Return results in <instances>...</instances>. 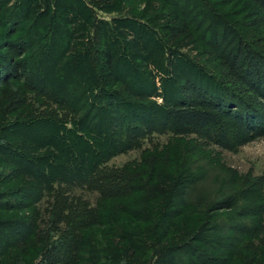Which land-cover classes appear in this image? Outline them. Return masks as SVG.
Returning <instances> with one entry per match:
<instances>
[{"label": "trees", "instance_id": "1", "mask_svg": "<svg viewBox=\"0 0 264 264\" xmlns=\"http://www.w3.org/2000/svg\"><path fill=\"white\" fill-rule=\"evenodd\" d=\"M248 1L264 26V0ZM179 2L0 0V132L20 131L17 149H8L15 138H4L0 153L20 169L14 174L22 175L17 187L7 190L2 178L12 171L3 170L0 202L13 210L8 198L13 192L26 213L0 225V264H264V226L247 220L264 215V195L229 193L211 202L201 219L186 218L185 226L177 227L186 208L184 192L176 189L189 183L184 171L174 176L161 167L160 180L144 189L148 178L139 165H107L154 132L197 134L230 151L264 134V40L245 39L211 16L209 46L225 74L177 58L165 40L190 43L194 34ZM49 17L67 25L62 31L54 23L62 41L57 52L40 45L48 46L52 31L46 36L36 29L32 39L19 35L22 23ZM129 64L146 89L142 93L122 74ZM51 70L59 74L54 88ZM170 70L174 78L154 75ZM91 136L107 146L97 147ZM31 144L44 147L42 153L30 156ZM139 190L164 201L157 218L150 208L158 205H132ZM80 191L96 193L94 205ZM43 202L44 214L35 206L29 210ZM221 211L232 212L235 220L220 222ZM210 225L226 236L202 234Z\"/></svg>", "mask_w": 264, "mask_h": 264}, {"label": "rangeland", "instance_id": "2", "mask_svg": "<svg viewBox=\"0 0 264 264\" xmlns=\"http://www.w3.org/2000/svg\"><path fill=\"white\" fill-rule=\"evenodd\" d=\"M163 2L164 1H159L158 4L162 6ZM193 3L198 4V9L196 6H192ZM177 6L179 10L184 12L189 25L194 26L193 41L190 43L170 45L169 41L165 40V44L172 48H176V51L172 52V55L174 54L177 58H180L179 56L183 58L186 56L191 59L194 64L201 66L209 72L225 74L218 56L214 49L209 46L212 35L211 31L214 26L211 16H219L222 21L231 24L233 26L232 28H234V30L245 39H255L257 41L264 40V26L258 25L256 22L257 15L255 6L248 0H180V2L177 3ZM194 7L196 8L193 10ZM167 8L168 6H166L165 9ZM100 15L104 16V14ZM54 23L59 24L62 31L67 28V25L64 22L58 21V18L49 17L41 21H36L32 25L22 23V30L19 35L23 38L32 39L36 29H42V31L45 30L46 36L49 35V31H52L53 39L48 43V46L46 41H43L40 45L51 48L53 49L52 51L57 52L61 49L62 41L60 36L58 37L53 30V27L55 26ZM39 38L38 40L41 41ZM149 38H151L150 34ZM38 40L35 43L36 47L38 46ZM33 49L34 47L32 50ZM166 54L169 55V51H166ZM82 63V67L84 68V61H82ZM131 68L132 64H129L126 67H121L122 74L127 80L133 82V84L136 82V91L142 93L146 89H144V86H139L140 84L138 83L137 76H135V74L133 75ZM50 74L53 78L51 86L54 88L58 80L57 75L59 74L54 72V70H51ZM154 75L156 77L158 75L164 78L170 76L171 78H174V74L171 70L157 72L154 73ZM54 81L56 82L54 83ZM169 83L172 85L173 81H169ZM150 99L156 100L158 103L162 102V98L158 96H151ZM137 100H143V97L140 96ZM52 110L61 112L64 109L59 107L57 109V107L53 106ZM227 120L232 123L231 119L227 118ZM39 128L43 131H47L46 129H48L47 127ZM117 135L122 138L126 136L120 133ZM40 136L44 135L40 133ZM145 136V138L139 140L136 148L115 155L107 162V165L109 167L117 168L139 165L138 168H140V172H142L141 175L146 176L144 178H148L144 181L145 183L147 182L144 189L149 188L156 181L160 180L158 177V170L161 167H164L171 174H174V176L178 174L180 169L184 171L185 177H188L189 183L180 184L182 186L177 185L176 189L179 190L180 193L184 192L185 195L182 196V201H186V208H183L184 215L181 219H177V227H184L186 224L184 220H186V218L201 219L206 207L211 202L229 193L244 192L245 196H247L245 198H255L264 195V134L249 143L238 147L235 151L222 149L209 143L197 134L174 135L170 132L164 131L150 133ZM19 137V130L7 128L4 132L3 129H1L0 142L2 139L4 140V138L6 141V138H15L14 140H8L13 142L15 144L14 146L7 144L10 146L8 149H11L12 152H14V148L17 149L16 144L19 145L20 143ZM91 137L97 147H100L101 145L107 146L108 144L107 141L100 142L96 137ZM30 146L32 147L31 150H28L30 156L42 153V148H44L36 147L34 144H31ZM16 167L17 166L12 164L8 157H5L4 154L0 153V177H2L5 168L12 171V173L9 172L7 176L2 178V181L5 183L4 188H7V190L17 187L16 185L20 183V179L22 178L20 173H17V175L14 174L15 172L13 170L20 172V169L18 170ZM150 173L152 174L148 177ZM182 187H185V189ZM80 192L85 198H87L90 204L94 205L97 197L96 193L87 191ZM249 192L252 193L249 194ZM8 198L9 203L14 206V209L8 211L2 207L0 202V225H3L4 227L7 225L6 223L20 221V219L26 215L24 211H20V208L17 207L18 200L15 193L13 194L12 192ZM132 201V205L134 206L140 201H142L144 205L148 204L149 208L153 205H158L159 209L150 208L153 218H157V215L163 211L162 203H164V201L159 197L156 198V195H146L145 190L137 191ZM45 202L35 205L33 204L29 210H32L35 206L39 208V210L41 209V213L44 214L42 206L43 208L46 206ZM241 202L246 203L247 200L242 199ZM137 207L140 206L138 205ZM218 214L224 215L221 220H219L220 222L222 221V223L229 222L231 219L235 220V218L230 215L233 214L232 212L221 211ZM247 220L248 222L253 223V225L260 227L264 226V215ZM206 227V230L201 232L202 234H214V237L219 238L224 237L227 234L225 231L220 232L212 229V225ZM8 241L11 242V239L8 238ZM196 246L202 247L199 243H197Z\"/></svg>", "mask_w": 264, "mask_h": 264}]
</instances>
